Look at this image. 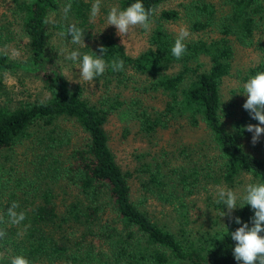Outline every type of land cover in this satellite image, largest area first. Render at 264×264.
Instances as JSON below:
<instances>
[{"label":"trees","instance_id":"trees-1","mask_svg":"<svg viewBox=\"0 0 264 264\" xmlns=\"http://www.w3.org/2000/svg\"><path fill=\"white\" fill-rule=\"evenodd\" d=\"M68 1L80 21L78 28H85L87 1ZM175 1L141 0L146 9L156 11L150 18L148 46L139 54L129 52L113 34L83 48V54L97 56L101 55L100 46L107 49L104 59L109 67L93 82L100 92L93 100L82 86L71 87L62 65L51 55L53 28L65 32L67 29L53 20L64 1L12 0V13L20 25L19 37L24 40L23 51L18 56L0 49V74L17 73L37 82L43 92L34 100L6 98L9 94L0 77V197L10 159L26 141H33L44 132L45 140H50L49 148H56L62 141L53 135L63 123H73L85 137L65 164L59 165L53 159L50 171L55 174L50 182L47 175L43 181L42 177L28 180L35 196L29 199L25 239L18 242L17 227L0 223L6 233L0 239V251H10L9 256L22 255L30 264H109L103 250L98 252L93 242L98 239L110 242L113 252L118 251L125 264H238L233 257L235 242L229 233L241 225L234 220L209 242L195 243L185 231L176 234L154 219L146 206L150 201L161 202L184 226L189 222V200L200 186V178L208 182L205 184H210V180L230 184L245 173L264 183V158L248 153L241 143L247 134L243 129L257 121L244 109L237 111L234 107L232 111L222 94L223 83L234 70L238 48H252L260 53L261 60L248 69L247 79L264 71V0H228L222 9L205 0H192L188 5L180 4V10L165 9ZM135 2L121 0L120 9ZM8 22V18L0 17L2 45L15 39L13 22ZM177 23L185 25L191 34L185 41L187 51L179 60L171 54L178 33L169 27ZM114 60L124 61L123 71H112ZM137 92L161 95L163 104L161 110L146 105L147 96L134 101V112L130 108L124 110L137 121L142 133L152 138L161 131L172 130L181 121L192 128H203L220 157L217 170L213 166L201 170L171 169L167 162L157 163L154 159L141 162L136 172L140 171L144 178L135 198L134 173L119 165L111 147L109 125L117 113H122L124 95ZM139 159L143 161V155ZM46 166H37L40 174H44ZM60 181L64 193L73 189L66 193L64 201L69 203L63 207L58 203L55 187ZM11 196L16 198V193ZM7 209H0L5 221ZM253 215L250 206H245L239 208L235 217L250 224ZM0 263L9 264L7 260Z\"/></svg>","mask_w":264,"mask_h":264},{"label":"rangeland","instance_id":"rangeland-1","mask_svg":"<svg viewBox=\"0 0 264 264\" xmlns=\"http://www.w3.org/2000/svg\"><path fill=\"white\" fill-rule=\"evenodd\" d=\"M63 1L60 13L53 17L55 24L64 27H68L70 24H75L79 27L80 21L75 18L71 10L68 13L67 20L64 19L63 9L69 1ZM86 1L89 5L88 10H86L87 25L82 29L85 34L84 43L86 46L97 43V41L104 35L113 34L133 55H137L147 48L151 31L145 33L142 28L138 27L130 32L127 37H124L122 41V38L117 35L115 27L107 25L106 17L108 11L112 6H118L120 8L119 3L121 0H102L100 14L94 23L89 20L90 9L94 0ZM191 1L192 0H177L165 7V9L174 8L180 10V4L188 5ZM205 1L214 3L221 9L224 7L223 5L228 2V0ZM12 10V0H0V17L8 18L11 23L13 22L12 28L15 30V34L12 32V37L15 38L14 41L5 45L0 44L2 45L0 46V49H7L10 53L21 56L22 54L20 51H23L21 48L24 40H20L18 32L20 25L18 24L17 17L13 15ZM10 22H8V24H11ZM169 27L178 33L181 27L186 26L177 23L172 24ZM187 30L189 31L188 28ZM61 32L62 30L59 28H53L51 55L56 59V62H59L62 65L68 80H72L78 78L79 75L77 64L65 60L64 55H60V53L62 50L67 49L68 51L78 50L82 55L83 48L85 47L71 44V36H62L60 35ZM260 60V53L252 48H238L232 75L225 79L222 86L223 99L229 104V108L232 111L235 110L234 107H237V111L243 110V104L247 99V97L243 95V84L248 80V69ZM0 77L2 78V81L5 82L6 90L9 94V97L6 98L14 97L25 100H34L42 95V88L37 82L24 79L17 73L10 72L4 75L0 74ZM70 85L73 88L82 86L86 95L93 97V100H96L100 95V92L96 90L94 84L89 85L87 82L81 81L80 84L70 82ZM147 96V94L141 92L124 95L123 99L125 104L121 108L122 113H117L109 125L111 147L119 165L124 171L134 173L132 183L135 198L140 194L142 188L141 182L144 178V175L140 171L136 172V169L140 168L141 162L152 161L154 159L157 163H162L163 161L167 162L171 169L190 170L192 168H198L201 170L213 166L214 170H217V167L219 166L218 159L220 158L213 146L212 139L208 132L203 128H192L186 121L178 122V125L172 130L161 131L152 138H149L144 132L142 133L137 121L130 114L124 112V110L130 108L134 112V109L137 108V105L133 104L134 101H138L139 98L144 99L143 97ZM145 104L155 107L157 110H161L163 106L162 96L150 94V96L145 99ZM44 135L45 133L43 132L41 135H37L33 141H26L23 146L19 147L13 153V157L8 164V174L5 176V190L0 197V205H2L0 209L6 210L14 201L18 202L20 207L17 211L25 212L26 219L22 225L17 228V232L23 230L25 226L26 229L29 228V211L31 208V200L29 199H33L35 192H33L34 188L31 186L30 182L28 183V180L42 177L43 181V177L47 175V182H50L52 175L55 174V171H50L54 166L53 159L58 160L59 165L65 164L70 153L75 148L82 145L85 137L83 132L73 123H63L61 124V127L57 129V132L53 137L57 141H62V144H57L56 148L51 146L49 148L47 143H49L50 140L47 139L46 141ZM251 137L252 134L247 132L246 136L241 139L243 147L248 153L263 159L264 135L261 136L260 141L255 145L251 143ZM42 142L46 144H43ZM52 154H54V157ZM140 155H143V161H140ZM144 155H146V157H144ZM49 162L51 166H49ZM40 164L43 165V167L47 165L43 175L37 170V166ZM152 169L155 170L153 166ZM200 181V186L194 190V193L189 200V222L187 225L182 226L181 223L177 221V217H175L174 214L169 212L168 209L165 210L163 208L161 202L150 201L146 206L147 211L154 219L158 220L163 225L168 226L170 230L176 234H181L182 231H185L186 237L195 243L200 241L209 242L217 231L225 228L224 225L226 227L229 225V218L227 216L221 218L219 215L220 211L224 208V205L215 202V189L217 185L226 187L237 192L238 195H242L247 184L258 183L251 175L245 173L241 174L230 184L221 182L217 183L212 180L209 181L210 184H205L208 182L204 181V178H200ZM62 185L64 188V184H62L61 181L55 183L58 192V203L61 207L66 203H69L65 202L64 199L66 198V193L73 190L67 189L66 193H64L65 189L62 188ZM15 193L16 198L11 196ZM28 193L30 195H28ZM72 196H75V192H72ZM237 206H240L239 201ZM238 210L239 208L233 212L232 215L234 217L238 213ZM223 211L227 212V209L224 208ZM108 215L111 218H114L110 213H108ZM25 236V234H23V236H18V242L24 240ZM93 242L95 243L98 252L103 250L102 255L106 256V260L109 264L126 263L124 259L120 258L118 251L113 252V245L110 242L98 239ZM8 254H10V251ZM69 263L73 264L72 262ZM144 264L152 263L145 262Z\"/></svg>","mask_w":264,"mask_h":264},{"label":"clouds","instance_id":"clouds-1","mask_svg":"<svg viewBox=\"0 0 264 264\" xmlns=\"http://www.w3.org/2000/svg\"><path fill=\"white\" fill-rule=\"evenodd\" d=\"M102 0H94L90 9L89 20L95 22L100 14ZM72 8L69 2L64 6L63 13L64 19L67 20L68 13ZM154 8L146 9L141 0H136L126 9L121 10L118 6H112L108 11L106 22L108 26H114L117 35L122 38L127 37L130 32L136 28H142L145 33H149L152 27L151 17L155 15ZM62 36H71V44L87 47L84 43V31L78 28L75 24H70L66 32L60 33ZM190 32L186 27H181L178 36L171 48V54L176 59H180L187 51L185 41L190 37ZM106 48L100 46L98 52L101 54L97 56L93 54H83L78 50L68 51L62 50L60 55H64L65 60L72 61L77 64L79 69L78 78L69 80L70 82L79 83L81 81L93 85L95 79L102 76L109 65L104 59ZM112 71H123L124 61H113L110 65ZM243 95L247 97L246 102L243 104V109L249 113L252 120L257 121V124H248L243 130L251 133V143L253 145L260 141L264 135V71L258 72L251 76L246 83L243 84ZM215 202L223 204L227 212L220 211L219 215L222 217L227 216L229 220H234L238 227L234 232L229 233L232 241L235 242L233 249V257L238 264H264V183H249L245 186L242 195L228 189L226 187L217 185L215 189ZM238 201L240 206L238 207ZM250 206L254 215L250 218V224L242 222L239 217H234L232 214L237 208ZM18 202H13L7 209V221L3 216H0V223H7L10 226L20 225L26 219V213L17 211L19 208ZM224 225V224H223ZM226 228V226L224 225ZM227 229V228H226ZM26 231V226L23 230L17 232L18 236H23ZM228 231V230H227ZM6 235L5 231L0 229V239ZM7 260L9 264H30V261L22 255L9 256L8 250L0 251V261Z\"/></svg>","mask_w":264,"mask_h":264}]
</instances>
